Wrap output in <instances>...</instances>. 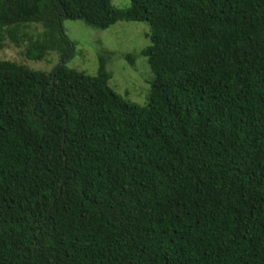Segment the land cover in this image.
Instances as JSON below:
<instances>
[{
    "label": "trees",
    "instance_id": "obj_1",
    "mask_svg": "<svg viewBox=\"0 0 264 264\" xmlns=\"http://www.w3.org/2000/svg\"><path fill=\"white\" fill-rule=\"evenodd\" d=\"M111 1L0 0V50L60 63L0 59V264H264V0ZM64 20L147 24L142 105Z\"/></svg>",
    "mask_w": 264,
    "mask_h": 264
},
{
    "label": "rangeland",
    "instance_id": "obj_2",
    "mask_svg": "<svg viewBox=\"0 0 264 264\" xmlns=\"http://www.w3.org/2000/svg\"><path fill=\"white\" fill-rule=\"evenodd\" d=\"M111 5L116 9H125L129 6V0H112ZM62 27L73 42V56L67 60V67L88 75H96L97 53L102 49L114 51L110 54L108 63L112 73L108 81L109 87L129 101L142 105L139 102L147 94L148 89L145 80L152 81L154 78L150 69L139 61L143 59L139 56L140 50L150 43L147 36L149 28L146 23L117 22L105 30H98L81 21L64 20ZM27 31L30 35L39 34L41 27L32 25ZM5 43L4 49L0 50V59L15 61L30 70L43 72H50L60 64L59 57L53 53H49L39 61L28 60L23 56L22 49L16 48L8 41ZM127 51L137 57V61L135 60L131 66L125 59L124 53Z\"/></svg>",
    "mask_w": 264,
    "mask_h": 264
}]
</instances>
